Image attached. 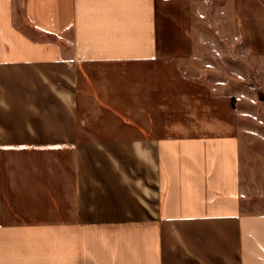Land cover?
I'll return each mask as SVG.
<instances>
[{"label":"crops","instance_id":"obj_1","mask_svg":"<svg viewBox=\"0 0 264 264\" xmlns=\"http://www.w3.org/2000/svg\"><path fill=\"white\" fill-rule=\"evenodd\" d=\"M251 69L264 0H0V264H264Z\"/></svg>","mask_w":264,"mask_h":264},{"label":"rangeland","instance_id":"obj_2","mask_svg":"<svg viewBox=\"0 0 264 264\" xmlns=\"http://www.w3.org/2000/svg\"><path fill=\"white\" fill-rule=\"evenodd\" d=\"M202 64L210 70V73H207L204 76H206V83L210 84L211 86L215 87L216 85H222L223 82H227L229 81V79H231L229 76L225 75V73L222 72L225 67V62L214 61L212 63ZM250 71L251 72L249 73V76H247L249 77V81L247 80L245 84L248 91L252 92L253 95L254 92H256V100L258 101H250L249 96L246 97L247 101L240 100L239 98H237V96L234 101L239 109H248L247 114L251 116L249 121L250 128H256V125H260V128L264 129V86L263 88H261L262 85L260 83V81L262 80L264 84V72H262V74L259 73V75L256 77V74L252 71V69ZM262 147L264 146L262 145Z\"/></svg>","mask_w":264,"mask_h":264}]
</instances>
